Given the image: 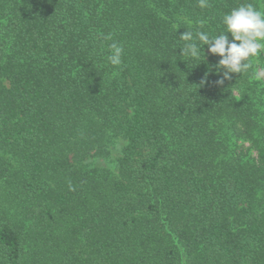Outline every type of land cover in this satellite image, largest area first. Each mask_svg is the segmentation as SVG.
Returning a JSON list of instances; mask_svg holds the SVG:
<instances>
[{"label":"trees","instance_id":"1","mask_svg":"<svg viewBox=\"0 0 264 264\" xmlns=\"http://www.w3.org/2000/svg\"><path fill=\"white\" fill-rule=\"evenodd\" d=\"M207 3L0 0V264H264V52L218 84L179 38L264 0Z\"/></svg>","mask_w":264,"mask_h":264},{"label":"clouds","instance_id":"2","mask_svg":"<svg viewBox=\"0 0 264 264\" xmlns=\"http://www.w3.org/2000/svg\"><path fill=\"white\" fill-rule=\"evenodd\" d=\"M199 6L206 8L207 0H199ZM222 23L225 31L216 36L210 37L208 32L197 30L195 34L186 31L179 37L186 42L181 48L184 56L198 59L200 45L203 44L208 46L210 54L220 57L215 66L217 71L223 74L222 79L217 81L218 84L231 79V74L246 73L252 67L253 58L264 52V10H257L251 3L242 4L224 14ZM199 28H203V22L199 23ZM109 49V64L120 65L124 53L123 46L113 42ZM69 190H74L71 184Z\"/></svg>","mask_w":264,"mask_h":264},{"label":"rangeland","instance_id":"3","mask_svg":"<svg viewBox=\"0 0 264 264\" xmlns=\"http://www.w3.org/2000/svg\"><path fill=\"white\" fill-rule=\"evenodd\" d=\"M258 63L260 64L259 76L264 82V58L262 61H258ZM124 146L125 141L121 138L111 141L107 145L105 152L91 153V156L85 160L86 167L89 170L108 169L113 174H117V163Z\"/></svg>","mask_w":264,"mask_h":264}]
</instances>
